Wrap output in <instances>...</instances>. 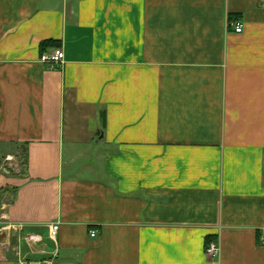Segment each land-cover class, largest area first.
<instances>
[{
    "label": "crops",
    "instance_id": "obj_1",
    "mask_svg": "<svg viewBox=\"0 0 264 264\" xmlns=\"http://www.w3.org/2000/svg\"><path fill=\"white\" fill-rule=\"evenodd\" d=\"M12 147L0 264H264V0H0Z\"/></svg>",
    "mask_w": 264,
    "mask_h": 264
},
{
    "label": "built area",
    "instance_id": "obj_2",
    "mask_svg": "<svg viewBox=\"0 0 264 264\" xmlns=\"http://www.w3.org/2000/svg\"><path fill=\"white\" fill-rule=\"evenodd\" d=\"M233 27L235 32L241 33L244 30V23L242 21H236L233 23ZM44 60L51 65L61 64L65 60V52L61 48H56L51 53L47 54L44 57ZM58 229H59V224L58 223L53 224V226L50 229L51 238L53 239L56 238ZM96 233H97L96 231H93L91 235L95 236ZM206 253L207 256H209L213 260H216L220 257L221 247L217 239H213L208 243Z\"/></svg>",
    "mask_w": 264,
    "mask_h": 264
},
{
    "label": "rangeland",
    "instance_id": "obj_3",
    "mask_svg": "<svg viewBox=\"0 0 264 264\" xmlns=\"http://www.w3.org/2000/svg\"><path fill=\"white\" fill-rule=\"evenodd\" d=\"M10 150L13 153H17V155L15 154L16 157L13 156L11 159L2 158L0 160V163L3 164L6 168L11 169L12 171L13 168H17V165H19L20 169L23 168L25 158L23 151L20 150L18 153L15 147H12Z\"/></svg>",
    "mask_w": 264,
    "mask_h": 264
},
{
    "label": "trees",
    "instance_id": "obj_4",
    "mask_svg": "<svg viewBox=\"0 0 264 264\" xmlns=\"http://www.w3.org/2000/svg\"><path fill=\"white\" fill-rule=\"evenodd\" d=\"M60 41L59 40H54V39H47V40H44L41 42L40 44V49H41V52L44 53L48 48L50 47H58L60 46ZM105 122H106V118H105ZM7 190L6 189H3L0 191V207L2 206V203H3V199H4V193L6 192ZM214 238H209L208 239V243L210 241H212ZM207 243V245H208Z\"/></svg>",
    "mask_w": 264,
    "mask_h": 264
}]
</instances>
